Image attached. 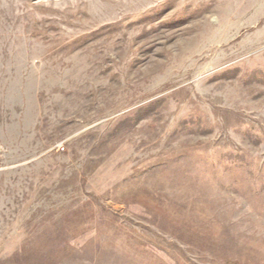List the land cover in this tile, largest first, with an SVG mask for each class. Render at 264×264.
<instances>
[{
    "label": "rangeland",
    "instance_id": "374dc122",
    "mask_svg": "<svg viewBox=\"0 0 264 264\" xmlns=\"http://www.w3.org/2000/svg\"><path fill=\"white\" fill-rule=\"evenodd\" d=\"M0 264H264V0H0Z\"/></svg>",
    "mask_w": 264,
    "mask_h": 264
},
{
    "label": "built area",
    "instance_id": "2783aa9c",
    "mask_svg": "<svg viewBox=\"0 0 264 264\" xmlns=\"http://www.w3.org/2000/svg\"><path fill=\"white\" fill-rule=\"evenodd\" d=\"M60 147H61L62 149H64L63 145H60Z\"/></svg>",
    "mask_w": 264,
    "mask_h": 264
}]
</instances>
